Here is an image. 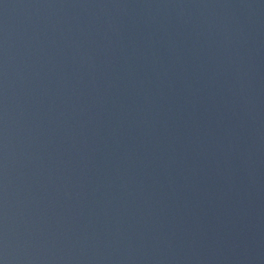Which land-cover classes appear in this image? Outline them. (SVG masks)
<instances>
[{
	"label": "water",
	"instance_id": "obj_1",
	"mask_svg": "<svg viewBox=\"0 0 264 264\" xmlns=\"http://www.w3.org/2000/svg\"><path fill=\"white\" fill-rule=\"evenodd\" d=\"M0 264H264V0H0Z\"/></svg>",
	"mask_w": 264,
	"mask_h": 264
}]
</instances>
